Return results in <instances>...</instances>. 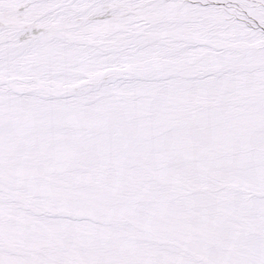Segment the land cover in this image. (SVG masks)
Returning a JSON list of instances; mask_svg holds the SVG:
<instances>
[{
  "label": "snow or ice",
  "instance_id": "1",
  "mask_svg": "<svg viewBox=\"0 0 264 264\" xmlns=\"http://www.w3.org/2000/svg\"><path fill=\"white\" fill-rule=\"evenodd\" d=\"M0 264H264V0H0Z\"/></svg>",
  "mask_w": 264,
  "mask_h": 264
}]
</instances>
